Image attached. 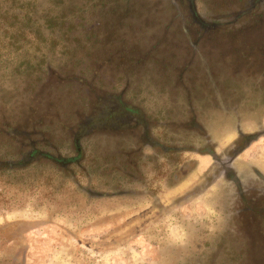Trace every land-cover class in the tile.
Segmentation results:
<instances>
[{
  "label": "flooded vegetation",
  "instance_id": "flooded-vegetation-1",
  "mask_svg": "<svg viewBox=\"0 0 264 264\" xmlns=\"http://www.w3.org/2000/svg\"><path fill=\"white\" fill-rule=\"evenodd\" d=\"M3 1L16 7L0 10V53L8 51L22 67L17 105L4 108L12 97L0 99V146L8 143L28 157L0 151V175L49 168L103 198L113 193L83 187L78 176L98 169L130 187L144 181L149 164L164 161L184 176L210 172L208 188L221 181L219 191L231 192L229 221L199 264H264V158L248 167L237 163L264 139V118L254 121V130L242 123L246 110L264 115L256 112L264 111V0H131L140 6L136 14L124 12L129 4L119 0L111 16L119 36L100 44L92 73L95 58L79 64L62 43L52 47L45 21L66 4L87 9L86 28L92 29L90 19H99L92 15L95 1L52 0L38 14L30 1ZM86 31L77 28L66 42L86 47L79 55L94 46ZM217 112L224 117L212 125Z\"/></svg>",
  "mask_w": 264,
  "mask_h": 264
},
{
  "label": "rangeland",
  "instance_id": "rangeland-1",
  "mask_svg": "<svg viewBox=\"0 0 264 264\" xmlns=\"http://www.w3.org/2000/svg\"><path fill=\"white\" fill-rule=\"evenodd\" d=\"M27 1L36 5V14L52 2ZM5 7L12 12L16 5L0 0V10ZM158 9L165 22L168 17ZM7 53H0V99L12 98L4 108L17 105L16 72L22 67ZM244 113L246 130L264 118ZM223 117L214 113L211 124ZM255 158L259 163L264 158V139L238 166H251ZM167 164L146 165L144 181L130 187L102 177L98 169L88 178L78 176L83 187L113 193L103 198L90 197L68 175L49 168L0 175V264H199L228 227L231 192L219 191L221 181L208 188L210 172L184 176Z\"/></svg>",
  "mask_w": 264,
  "mask_h": 264
},
{
  "label": "trees",
  "instance_id": "trees-1",
  "mask_svg": "<svg viewBox=\"0 0 264 264\" xmlns=\"http://www.w3.org/2000/svg\"><path fill=\"white\" fill-rule=\"evenodd\" d=\"M92 1H95V3L93 4L94 10L92 11V15H94L95 17H96V14L99 15L98 20L97 18H95L94 20L92 18L90 19L92 21L90 24L91 25L93 24L92 29L91 27H89L88 29L86 28V25L89 22L87 17H84L86 13L89 12L87 9H83L82 7H79L80 10H78L76 8L77 6L68 8L66 7V4L62 5L60 10L58 12H55V15H49L45 21L46 26L51 30V33L53 35L52 38L55 39V41L51 42L52 47H55L57 46V44L62 43L63 50L66 52H70L72 54L71 59L78 60L79 64L81 63V60L84 58H88V57L95 58L94 63L96 65H93L92 68L89 69L90 73L98 69L97 66H99V62L101 60L100 52L102 50V48L100 47V44L106 40L115 41L117 40L119 36L118 28L116 27L117 24L113 23V19H111V16L116 15L118 12V9L120 8L119 0H92ZM125 1L130 6L128 5L127 8L124 9V12L129 11L130 14H136L138 10L140 9L139 4L136 1H133L132 3H131V0H125ZM77 28H83L85 31L87 29L86 32L90 37L86 35L85 39L93 41L94 46L91 48L92 52L79 55V52L86 50V47L73 46L72 43L70 45H67L66 42L70 41V39H68L69 36L71 37V35L77 30ZM82 34L83 32L81 33V35ZM41 39L44 40L43 37H41ZM80 40L81 38H77L75 41L79 42ZM112 49L115 50L116 48H112ZM39 52H40V48L38 47V53ZM103 54L105 55L104 52ZM132 60L133 59L130 58L127 60L126 63ZM41 64L44 65L45 64L44 61H42ZM72 73L75 74L74 69L72 70ZM43 74H46V73L42 72L40 75H38V84L42 83L45 80V78L41 76ZM61 118H62L61 113H58L57 120ZM38 124L40 123H37V125ZM43 128L44 127H37V129H41V130H43ZM1 131L3 130L1 129ZM10 146L11 145H9L8 143L1 142L0 151L4 153V151L6 150L4 155L11 156L14 154L16 158H18L19 160H22L24 158L27 159L28 157L27 154L24 157H21L19 154L16 153L15 149L13 148L9 149ZM21 164H29V160L22 162ZM11 167L17 168L14 166L13 163Z\"/></svg>",
  "mask_w": 264,
  "mask_h": 264
}]
</instances>
